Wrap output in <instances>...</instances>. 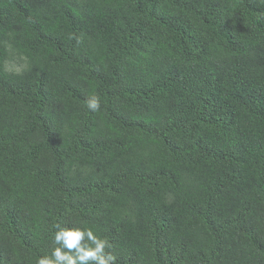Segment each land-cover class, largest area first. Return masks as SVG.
Wrapping results in <instances>:
<instances>
[{
	"label": "trees",
	"instance_id": "16d2710c",
	"mask_svg": "<svg viewBox=\"0 0 264 264\" xmlns=\"http://www.w3.org/2000/svg\"><path fill=\"white\" fill-rule=\"evenodd\" d=\"M57 224L117 264H264V0H0V264Z\"/></svg>",
	"mask_w": 264,
	"mask_h": 264
},
{
	"label": "clouds",
	"instance_id": "9594fccd",
	"mask_svg": "<svg viewBox=\"0 0 264 264\" xmlns=\"http://www.w3.org/2000/svg\"><path fill=\"white\" fill-rule=\"evenodd\" d=\"M86 104L91 112H98L101 107L95 95ZM56 229L53 239L57 246L50 256H41L37 264H117L116 255L109 250L110 241L91 228L57 224Z\"/></svg>",
	"mask_w": 264,
	"mask_h": 264
},
{
	"label": "rangeland",
	"instance_id": "374dc122",
	"mask_svg": "<svg viewBox=\"0 0 264 264\" xmlns=\"http://www.w3.org/2000/svg\"><path fill=\"white\" fill-rule=\"evenodd\" d=\"M19 65H20V62L19 61H14V62H10L9 64H8V67L10 68V69H18L19 68Z\"/></svg>",
	"mask_w": 264,
	"mask_h": 264
}]
</instances>
